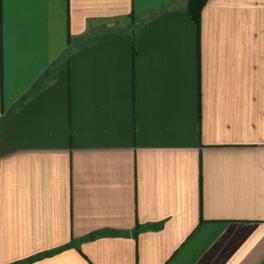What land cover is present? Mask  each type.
<instances>
[{
	"label": "crops",
	"instance_id": "crops-1",
	"mask_svg": "<svg viewBox=\"0 0 264 264\" xmlns=\"http://www.w3.org/2000/svg\"><path fill=\"white\" fill-rule=\"evenodd\" d=\"M0 264H264V0H207L199 28L189 0L9 25Z\"/></svg>",
	"mask_w": 264,
	"mask_h": 264
},
{
	"label": "snow or ice",
	"instance_id": "snow-or-ice-1",
	"mask_svg": "<svg viewBox=\"0 0 264 264\" xmlns=\"http://www.w3.org/2000/svg\"><path fill=\"white\" fill-rule=\"evenodd\" d=\"M59 2V0H0V71L3 69L4 61V40L6 28L11 27L13 36H15L16 28L18 24H27L31 19V10L34 5L51 4ZM5 3H11L19 5L21 7V13L19 16H13L8 22L5 21L3 13V5ZM15 52L13 53V60L15 61Z\"/></svg>",
	"mask_w": 264,
	"mask_h": 264
},
{
	"label": "trees",
	"instance_id": "trees-1",
	"mask_svg": "<svg viewBox=\"0 0 264 264\" xmlns=\"http://www.w3.org/2000/svg\"><path fill=\"white\" fill-rule=\"evenodd\" d=\"M206 1L207 0H189V11L198 28L200 26L201 10Z\"/></svg>",
	"mask_w": 264,
	"mask_h": 264
}]
</instances>
